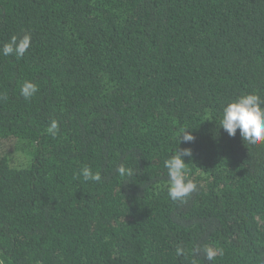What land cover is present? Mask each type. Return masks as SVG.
Listing matches in <instances>:
<instances>
[{
    "label": "trees",
    "instance_id": "16d2710c",
    "mask_svg": "<svg viewBox=\"0 0 264 264\" xmlns=\"http://www.w3.org/2000/svg\"><path fill=\"white\" fill-rule=\"evenodd\" d=\"M26 34L0 52V264H264V144L220 128L264 99V0H0V49Z\"/></svg>",
    "mask_w": 264,
    "mask_h": 264
},
{
    "label": "clouds",
    "instance_id": "9594fccd",
    "mask_svg": "<svg viewBox=\"0 0 264 264\" xmlns=\"http://www.w3.org/2000/svg\"><path fill=\"white\" fill-rule=\"evenodd\" d=\"M30 35H24L18 40L16 36L11 37L10 41L4 44L0 52L4 56L15 54L16 56H23L25 51L30 45ZM38 91L37 85L32 82H25L21 89V95L28 99ZM58 128L56 121L51 123L49 131L55 134ZM220 128L230 138H235L239 131V136L245 142H250L254 145L264 144V99L260 95L255 93H247L239 96L234 101L229 102L223 107ZM195 141V137L191 134V131H184L178 137V146L173 151L171 157L165 161V168L167 169L168 176V195L173 200L183 201L190 193L197 190V184L187 179L186 176V163L184 158H190L192 156L191 148H181V143H192ZM117 172L121 175H132V170L126 168L121 164L117 168ZM80 175L83 176L85 181L100 182L102 177L100 172H93V170L84 166ZM207 259L211 261L216 255L217 251L211 248L205 249ZM177 256L183 254V249L177 247Z\"/></svg>",
    "mask_w": 264,
    "mask_h": 264
}]
</instances>
